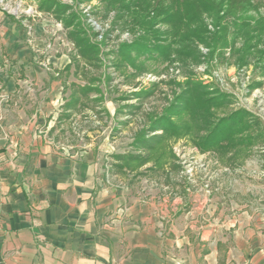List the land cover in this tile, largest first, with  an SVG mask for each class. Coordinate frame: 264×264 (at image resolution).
I'll return each mask as SVG.
<instances>
[{
	"label": "crops",
	"instance_id": "crops-1",
	"mask_svg": "<svg viewBox=\"0 0 264 264\" xmlns=\"http://www.w3.org/2000/svg\"><path fill=\"white\" fill-rule=\"evenodd\" d=\"M34 30L0 13V264H264L261 155L232 162L229 150L216 168L200 156L219 154L195 146L201 170L188 178L182 165L174 188L141 196L145 178L120 171L112 145L59 136L69 115L55 118L54 76L69 69L41 59Z\"/></svg>",
	"mask_w": 264,
	"mask_h": 264
},
{
	"label": "rangeland",
	"instance_id": "rangeland-1",
	"mask_svg": "<svg viewBox=\"0 0 264 264\" xmlns=\"http://www.w3.org/2000/svg\"><path fill=\"white\" fill-rule=\"evenodd\" d=\"M39 1L42 2L0 0V13L22 24L28 37L33 36L34 28L37 29L46 46L41 59L46 55L53 56L55 62L58 60L54 65H59V59L66 60L68 73L54 76L64 85L55 118L59 120L57 118L64 114L69 117L55 123L59 136H67L71 144L91 145L94 148L112 145L114 150L107 154L110 156L114 153H142L133 146L135 135L149 126V116L159 117L180 98L186 81L200 82L211 92L227 95L229 110L247 109L245 111L259 119L264 128V32L254 31L260 23H264V0H250L249 8L224 14L230 2L226 0L223 12H219L222 18L218 24L213 19L215 14L209 12L201 13L198 22H188V26L182 28L185 35L201 29L205 40L211 41L208 47L190 37L189 44L195 49L196 56L190 59L177 57L174 51L180 50L178 41L165 58L143 59L132 55L129 58L127 52L120 50L123 45L137 42L140 37L155 42L154 31L166 32V40H159L170 43L174 39L172 25L158 21L153 30L146 33L135 28L131 31L123 27V21L128 18L126 14L121 17L123 13L116 10L106 11L105 3L101 0H54L67 7L62 16L55 6L47 12L40 11ZM46 5L50 6L49 3ZM69 14L76 18L66 29L63 22ZM149 17L154 19L153 12ZM223 28L226 29L225 41L211 40L212 35H219ZM72 31H80L77 39H85L86 36L88 45H96L95 49L87 50L86 58L80 56V50L85 48L78 49L75 40L69 37ZM249 37L251 42L247 40ZM247 43L253 45L250 48L251 56L245 64L239 63ZM81 88L84 91L87 89L86 94ZM64 103L66 108L72 105L67 112ZM223 112H219V115ZM262 139L253 143L248 152L232 157V162L247 157L256 161L260 155L264 160V136ZM180 140L184 151L177 150L174 137L165 142L171 158L166 156L161 168L146 169L141 174L139 168L130 172L135 177L142 175L146 180V185L136 186L141 196L147 193L148 188L157 191L160 184L174 188L176 174L182 165L184 175L192 178L196 170L202 169V159L215 163L216 168L218 162H225V156L221 155L217 156V161L214 157L200 156L202 159H196L191 136ZM226 161H230V158H226ZM151 164L147 163L146 166L150 167ZM188 164L192 166L190 172L184 169ZM178 165L179 168L175 169Z\"/></svg>",
	"mask_w": 264,
	"mask_h": 264
},
{
	"label": "trees",
	"instance_id": "trees-1",
	"mask_svg": "<svg viewBox=\"0 0 264 264\" xmlns=\"http://www.w3.org/2000/svg\"><path fill=\"white\" fill-rule=\"evenodd\" d=\"M101 1L105 3L106 11L116 10L118 13H123L121 17L126 14L125 16L128 18L123 21L124 29L128 28L134 31L135 28L146 33L147 30H153V27L158 21L173 26L174 32L172 35L174 39L170 43L159 40L166 38V32L152 31V35L156 38L155 42L143 40L140 37L138 41L141 43L138 41L132 42L129 45H123L120 49L123 52H127L129 58L132 55L135 58L143 59L165 58L172 52L171 48L176 44V41L179 43L180 50L173 51L178 58L186 57L190 59L196 57L195 49L189 44L190 37L208 47L211 41L209 37L207 38L209 39L208 41L205 40L201 29L192 30L189 36H187L182 28L188 26V22H198L199 16L203 12L215 14L213 19L218 24L222 18L219 16V12H223L222 9L227 2L226 0ZM229 1V8L226 12H223L224 14L251 6L250 0ZM46 3H49L50 6L46 5ZM52 6L58 8L57 10L61 16L67 8L54 0H42V2L39 1L38 3V9L40 11L47 12L51 10ZM152 12L155 16L154 19L149 17ZM55 15H57V12H55ZM74 18H76L75 15L69 14L68 18L64 20L63 24L66 29L74 22ZM255 30L264 32V23H260ZM221 31V33H218L219 35L214 33L211 40L225 41L226 29L223 28ZM76 35H80V31L70 32L69 37L75 40L74 43L78 49L85 48L80 50V56H85L86 58L89 52L87 50H91L92 47L95 49L96 45H88L86 43V36L85 39H77ZM250 39L251 37L247 40L250 41ZM256 39L260 41L259 38L256 37ZM252 47L253 45L246 44L245 51H243L244 53L239 59V63H246L247 58L251 56L250 48ZM80 90L84 91L83 88ZM86 90L83 92L84 94H86ZM229 105L230 100L227 95L211 92L200 82L186 81L180 98L176 99L175 103L170 107H167L159 117L153 118L149 116V126L135 135L133 146L142 150V153L116 156L118 169L120 171L127 170L132 172L150 162L152 164L148 169H159L165 163L166 156H169V147L165 142L172 137L177 140L187 135L191 136L192 142L200 151L213 150L221 156H226L229 150H234L232 157L241 152L245 153L253 143L262 139L264 136V128L261 126L260 120L249 112L243 109L229 110ZM222 110L225 112L219 115V112ZM158 131L160 133L157 134L156 132Z\"/></svg>",
	"mask_w": 264,
	"mask_h": 264
},
{
	"label": "built area",
	"instance_id": "built-area-1",
	"mask_svg": "<svg viewBox=\"0 0 264 264\" xmlns=\"http://www.w3.org/2000/svg\"><path fill=\"white\" fill-rule=\"evenodd\" d=\"M184 169L186 172H190V171H192V166L188 164L184 167Z\"/></svg>",
	"mask_w": 264,
	"mask_h": 264
}]
</instances>
